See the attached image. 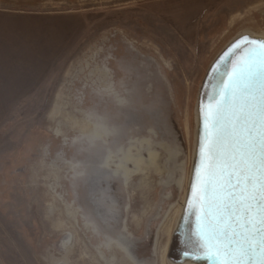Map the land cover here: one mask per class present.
<instances>
[{"label":"rangeland","instance_id":"1","mask_svg":"<svg viewBox=\"0 0 264 264\" xmlns=\"http://www.w3.org/2000/svg\"><path fill=\"white\" fill-rule=\"evenodd\" d=\"M243 32L264 0H0V264H178L200 89Z\"/></svg>","mask_w":264,"mask_h":264},{"label":"water","instance_id":"2","mask_svg":"<svg viewBox=\"0 0 264 264\" xmlns=\"http://www.w3.org/2000/svg\"><path fill=\"white\" fill-rule=\"evenodd\" d=\"M197 105L172 259L264 264V39H233L211 66Z\"/></svg>","mask_w":264,"mask_h":264},{"label":"bare ground","instance_id":"3","mask_svg":"<svg viewBox=\"0 0 264 264\" xmlns=\"http://www.w3.org/2000/svg\"><path fill=\"white\" fill-rule=\"evenodd\" d=\"M243 33H245L246 34V32H243ZM243 33H241V34H243ZM241 34H239V35H241ZM248 34H250L251 36H254V37H260V38H263L264 39V34H261V35H255V34H252V33H248ZM238 35V36H239ZM198 103V102H197ZM198 106V105H197ZM197 109H198V107H197ZM198 114V113H197ZM197 119H198V115H197ZM197 124H198V120H197ZM196 134H197V130H196ZM195 146H196V139H195V144H194V152H193V160H194V155H195ZM149 156H150V163L151 164H153V163H155L156 162V156H157V153L156 152H149ZM135 161V163H137V165L138 164H143V165H146V161H144L142 158H138V160H134ZM178 163V162H177ZM177 163H175L176 165V167H177V170H178V164ZM193 163V162H192ZM191 169H192V166H191V168H190V172H189V177H188V180H187V186H186V188H185V191H184V194H183V202H182V204H181V207H180V210H178V222H179V220H180V217H181V214H182V212H183V208H184V204H185V200H186V196H187V192H188V186H189V181H190V176H191ZM178 182H179V180H178ZM177 225H178V223H177ZM162 255H161V259H163L164 258V255H165V253H166V246L165 247H163L162 248ZM132 258L134 259V261H137L136 260V258L135 257H133L132 256ZM181 264H194L192 261H188V260H185L183 263H181Z\"/></svg>","mask_w":264,"mask_h":264}]
</instances>
